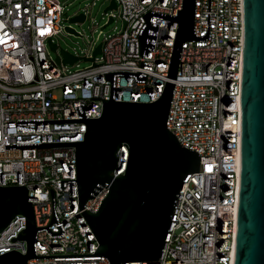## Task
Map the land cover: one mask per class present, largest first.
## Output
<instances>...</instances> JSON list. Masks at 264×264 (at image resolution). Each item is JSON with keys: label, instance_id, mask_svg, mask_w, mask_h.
Returning <instances> with one entry per match:
<instances>
[{"label": "built area", "instance_id": "1", "mask_svg": "<svg viewBox=\"0 0 264 264\" xmlns=\"http://www.w3.org/2000/svg\"><path fill=\"white\" fill-rule=\"evenodd\" d=\"M97 1V0H96ZM109 1L108 5L111 0ZM107 22L121 28L104 37L100 55L93 52L72 65L55 62L49 44L68 20L54 0H0V187L24 186L31 202L35 227H46L52 211L63 230L61 237L36 231L35 256L93 254L98 243L78 210L74 146L3 149V145L83 141L81 122L16 125L19 120L79 119L82 105L87 119L99 118L107 103L110 81L105 74L139 72L138 35L148 12L177 16L182 0H113ZM88 18L85 8L79 13ZM75 14V15H79ZM109 19L111 22L108 24ZM158 24L152 51H143L141 74L114 76L115 102L148 104L162 94L169 69L177 22L151 17ZM207 0H194L193 33L206 34ZM72 27V25H71ZM76 32V31H75ZM77 33V32H76ZM80 36L79 33H77ZM56 45V44H55ZM58 46V45H57ZM242 0H210L209 32L204 41H186L171 94L166 129L185 149L199 156L198 173L182 182L156 263L126 264H233L238 190L240 185ZM93 61H90V60ZM83 69H70L78 61ZM128 151L114 153L110 176L124 174ZM108 187L85 201L83 209L95 214ZM25 217L16 215L0 232V255L14 250L24 255ZM58 233L55 224L48 227ZM26 264H109L102 256L29 259Z\"/></svg>", "mask_w": 264, "mask_h": 264}, {"label": "water", "instance_id": "2", "mask_svg": "<svg viewBox=\"0 0 264 264\" xmlns=\"http://www.w3.org/2000/svg\"><path fill=\"white\" fill-rule=\"evenodd\" d=\"M209 1L207 0L206 34L193 33L194 0H182L177 16L148 12L138 40L141 46L139 72L105 74L110 81L107 103L102 104L99 118L87 119L82 105L75 107L79 119L19 120L16 125L81 122L85 124L83 141L3 145V149L74 146L75 180L57 181L61 190L65 182H76L78 210L95 237L98 246L93 254L35 256L36 231L45 229L52 237H61L63 230L54 214L53 192L50 189L51 217L46 227H35L31 202L27 201L24 186L0 187V232L16 215L25 217L23 235L11 242L26 241L21 255L11 250L0 255V264H26L29 259L60 257H105L109 264L131 262L156 263L169 226L171 213L182 182L188 174L198 173L199 156L183 148L166 129V119L175 81L181 45L186 41H204L209 32ZM110 1L104 13L115 10ZM67 13L64 14L66 18ZM151 17L177 22V29L161 96L148 104L115 102L114 76H135V82H145L141 74L143 51L153 49L158 24ZM83 15L69 16L65 31L78 36L71 27L82 23ZM111 22L109 19L108 24ZM105 27V26H104ZM102 27L101 29H103ZM242 69H241V137L240 185L236 217L233 264H264V0H242ZM50 50L59 55L55 62L72 65L78 58L55 44ZM97 45L93 57L100 55ZM90 61H93L92 59ZM128 151L125 172L113 178L114 156L118 147ZM102 187H108L105 198L95 214L83 209L86 200L93 198ZM55 224L58 233L48 227Z\"/></svg>", "mask_w": 264, "mask_h": 264}, {"label": "rangeland", "instance_id": "3", "mask_svg": "<svg viewBox=\"0 0 264 264\" xmlns=\"http://www.w3.org/2000/svg\"><path fill=\"white\" fill-rule=\"evenodd\" d=\"M58 5L63 6L68 16L79 14L85 8L88 10V18L82 23L72 24V28L80 34L74 36L68 34L65 30L53 39V43L61 49L75 54L79 57H84L90 54L94 46L99 45L104 37L116 33L121 28V23L116 20L114 23L107 25L103 29L102 26L107 22L108 15L104 10L108 6L106 0H54ZM61 26H66L61 22ZM52 58L55 57L54 52L49 51ZM90 65L89 62L80 60L72 68L83 69Z\"/></svg>", "mask_w": 264, "mask_h": 264}]
</instances>
